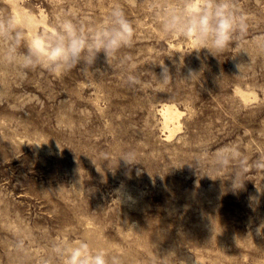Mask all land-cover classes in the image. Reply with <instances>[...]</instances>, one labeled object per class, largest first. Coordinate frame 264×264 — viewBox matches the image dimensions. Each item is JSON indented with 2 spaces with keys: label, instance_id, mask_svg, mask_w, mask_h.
<instances>
[{
  "label": "rangeland",
  "instance_id": "374dc122",
  "mask_svg": "<svg viewBox=\"0 0 264 264\" xmlns=\"http://www.w3.org/2000/svg\"><path fill=\"white\" fill-rule=\"evenodd\" d=\"M116 3L134 31L108 57L0 66V264L82 238L121 264H264V0H234L248 28L211 53L162 31L185 0H0V26L87 30ZM163 104L181 112L170 137Z\"/></svg>",
  "mask_w": 264,
  "mask_h": 264
},
{
  "label": "clouds",
  "instance_id": "9594fccd",
  "mask_svg": "<svg viewBox=\"0 0 264 264\" xmlns=\"http://www.w3.org/2000/svg\"><path fill=\"white\" fill-rule=\"evenodd\" d=\"M247 28V17L236 8L234 0H185L182 7L167 9L162 31L183 36L191 40L197 51L211 53L227 49L235 34H243ZM5 29L7 36H0V66L23 69L39 64L53 73L81 64L92 65L99 53L108 57L126 46L134 31L119 3L112 6L104 20L87 30L68 16L49 22L33 14H22L20 26L14 29L7 24L0 26V32ZM21 42L26 51L19 50ZM256 43L264 48V36L257 37ZM230 179L234 190L242 187L243 182L236 187V176ZM53 253L60 264H121L118 256L94 246L87 238L61 240L53 246ZM54 257L42 264H53Z\"/></svg>",
  "mask_w": 264,
  "mask_h": 264
},
{
  "label": "bare ground",
  "instance_id": "6f19581e",
  "mask_svg": "<svg viewBox=\"0 0 264 264\" xmlns=\"http://www.w3.org/2000/svg\"><path fill=\"white\" fill-rule=\"evenodd\" d=\"M159 110L162 115V125H164V128L168 130L169 134L167 135V137H170L173 132L179 128L178 117L180 116L181 112L171 104H163ZM172 125L173 127H171Z\"/></svg>",
  "mask_w": 264,
  "mask_h": 264
}]
</instances>
